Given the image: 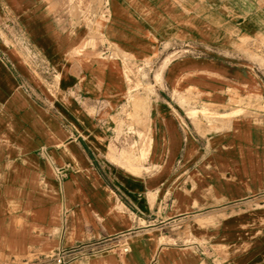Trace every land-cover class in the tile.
<instances>
[{
  "label": "crops",
  "instance_id": "obj_1",
  "mask_svg": "<svg viewBox=\"0 0 264 264\" xmlns=\"http://www.w3.org/2000/svg\"><path fill=\"white\" fill-rule=\"evenodd\" d=\"M86 2L111 49L71 0H0V264L117 241L69 264H264V74L241 54L264 0ZM175 48L132 89L127 62Z\"/></svg>",
  "mask_w": 264,
  "mask_h": 264
},
{
  "label": "rangeland",
  "instance_id": "obj_2",
  "mask_svg": "<svg viewBox=\"0 0 264 264\" xmlns=\"http://www.w3.org/2000/svg\"><path fill=\"white\" fill-rule=\"evenodd\" d=\"M70 7L74 9L78 8L79 15L84 14L83 21H86L88 24L90 23V26L92 28V34L90 35L89 40L85 43V46H91V47L97 48V45H100L102 47H109L111 49V45L108 44L106 40L104 39V37L101 35V31L97 23L96 22L92 23V20H90L88 16L86 15L88 12V4L86 0H79V1L71 0ZM102 18H105V16H103ZM7 25L8 23L6 22L4 23L3 28L0 26V36H2L4 40H6L4 31ZM23 47L24 49L21 50L22 51L21 55L23 56V58L26 59L31 64L34 62V64L36 65V62H37L36 60L38 59V56H36L34 52L29 50L25 44H23ZM189 52L190 51L184 50V48H175V49L168 50V52L165 53L163 56H161V54L158 53L155 56L154 60H150L146 62L145 64L136 65V64H131L127 62L126 74L131 83L132 89H136L139 91V90H142V88H144V91L150 94L151 96L152 90L155 89V86H152L151 84L153 82L152 76L154 72L156 74L155 82L158 85H160L159 84L161 83L160 75L162 74L169 60L177 55L186 54ZM241 54L242 56H244L245 59L255 63L258 69L264 74V39L263 38L260 40H245L244 44L241 46ZM106 55L117 57L118 52H115V50H110V52L106 53ZM125 58H128V57L125 55ZM163 58L164 60H162ZM161 63L162 65L158 71L157 67ZM33 68L36 70V76L38 77V79L41 81H44L45 77L42 74H40V69L36 67H33ZM132 100L133 99H131V94H130L129 101L127 104L130 105V103H132ZM231 102L239 105V109L232 110V115L234 116L245 114L250 111V110H246L243 107L244 99L238 93H234L232 95ZM139 104H140V99H137L134 101L135 106ZM247 106H251V104H248ZM128 117L133 118L134 116L132 114H128ZM252 205H253L252 202L249 203L248 208H252ZM246 210L247 208H245V211ZM229 211L230 213H236L242 210H241V207L238 208L236 206H230ZM184 233L188 235L190 232L186 230L184 231Z\"/></svg>",
  "mask_w": 264,
  "mask_h": 264
},
{
  "label": "built area",
  "instance_id": "obj_3",
  "mask_svg": "<svg viewBox=\"0 0 264 264\" xmlns=\"http://www.w3.org/2000/svg\"><path fill=\"white\" fill-rule=\"evenodd\" d=\"M114 249L119 250L123 254L129 251L126 243L120 245L118 241L108 247H105L100 242H87L69 248H60L50 255L48 259L52 260L53 264H69L74 260L88 258Z\"/></svg>",
  "mask_w": 264,
  "mask_h": 264
}]
</instances>
